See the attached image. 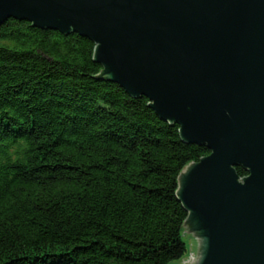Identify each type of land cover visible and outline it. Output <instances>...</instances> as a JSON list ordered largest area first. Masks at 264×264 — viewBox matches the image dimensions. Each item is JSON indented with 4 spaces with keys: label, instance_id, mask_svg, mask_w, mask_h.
Wrapping results in <instances>:
<instances>
[{
    "label": "trees",
    "instance_id": "16d2710c",
    "mask_svg": "<svg viewBox=\"0 0 264 264\" xmlns=\"http://www.w3.org/2000/svg\"><path fill=\"white\" fill-rule=\"evenodd\" d=\"M94 48L23 21L0 26V264L187 254L178 176L209 152L102 79Z\"/></svg>",
    "mask_w": 264,
    "mask_h": 264
},
{
    "label": "water",
    "instance_id": "95a60500",
    "mask_svg": "<svg viewBox=\"0 0 264 264\" xmlns=\"http://www.w3.org/2000/svg\"><path fill=\"white\" fill-rule=\"evenodd\" d=\"M9 19L87 38L102 79L209 152L178 176L171 264H264V0H0Z\"/></svg>",
    "mask_w": 264,
    "mask_h": 264
},
{
    "label": "rangeland",
    "instance_id": "374dc122",
    "mask_svg": "<svg viewBox=\"0 0 264 264\" xmlns=\"http://www.w3.org/2000/svg\"><path fill=\"white\" fill-rule=\"evenodd\" d=\"M171 264V263H170Z\"/></svg>",
    "mask_w": 264,
    "mask_h": 264
}]
</instances>
